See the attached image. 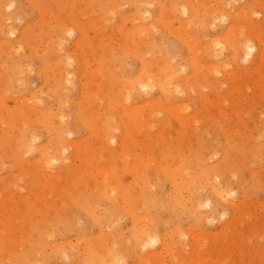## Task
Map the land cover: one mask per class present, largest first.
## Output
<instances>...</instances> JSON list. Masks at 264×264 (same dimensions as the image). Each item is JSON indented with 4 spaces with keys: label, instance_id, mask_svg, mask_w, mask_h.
<instances>
[{
    "label": "rangeland",
    "instance_id": "1",
    "mask_svg": "<svg viewBox=\"0 0 264 264\" xmlns=\"http://www.w3.org/2000/svg\"><path fill=\"white\" fill-rule=\"evenodd\" d=\"M0 5V264H264V0ZM169 75L172 95L141 86Z\"/></svg>",
    "mask_w": 264,
    "mask_h": 264
},
{
    "label": "bare ground",
    "instance_id": "2",
    "mask_svg": "<svg viewBox=\"0 0 264 264\" xmlns=\"http://www.w3.org/2000/svg\"><path fill=\"white\" fill-rule=\"evenodd\" d=\"M0 1H1V0H0ZM94 1H95V0H94ZM116 1H117V0H116ZM159 1H160V0H159ZM190 1H191V0H190ZM67 3H68V2H67ZM104 3H105V2H104ZM165 3H166V1H165ZM168 3H169V2H168ZM190 3H191V2H190ZM3 4H4V3H3ZM12 4H13V3H12ZM82 4H83V3H82ZM115 4H116V3H115ZM1 5H2V4H1ZM1 5H0V6H1ZM4 5H5V4H4ZM183 5H184V6H183ZM183 5H182L183 8L181 9V7H182V6H181L180 9L182 10L183 14H187V13H188V8L185 7V4H183ZM192 5H193V4H192ZM5 6H6V5H5ZM7 6H8V5H7ZM143 6H144V5H143ZM120 8H121V7H120ZM141 8H142V7H141ZM190 8H191V7H190ZM0 9H1V8H0ZM4 9H6V8L4 7ZM10 9H11V6H10ZM195 9H196V8H195ZM168 10H169V9H168ZM113 11H114V10H113ZM221 13H222V12H221ZM238 13H239V12H238ZM225 14H226V13H225ZM239 14H240V13H239ZM145 15H146V14H145ZM234 15H235V14H234ZM140 16H141V15H140ZM243 16H244V15H243ZM217 18H218V17H217ZM221 18L224 19V20H228L229 16H228V15H223V14H222V17H221ZM216 20H217V19H216ZM136 21H137V20H136ZM3 22H4V21H3ZM5 23H6V22H5ZM173 23H174V22H173ZM169 24H170V22H169ZM76 25H77V24H76ZM76 25H75V27H77ZM83 25H84V24H83ZM170 25H171V24H170ZM188 26H189V25H188ZM176 27H177V26H176ZM185 27H186V26H185ZM79 28H80V26H79ZM165 28H166V27H165ZM10 29H12V27H10ZM75 29H76V28H75ZM175 29H176V28H175ZM185 29H187V28H185ZM261 29H262V28H261ZM7 30H9V28H8ZM14 30H15V29H14ZM14 30H12V32H14ZM77 30H78V29H77ZM170 30H173V29H170ZM176 30H177V29H176ZM137 31H138V30H137ZM256 31H257V30H256ZM9 32H10L11 34L8 33L7 35H9V34H10L11 36H14V35H15V32H14V33H12L11 31H9ZM58 32H59V31H58ZM72 32H73V31H72ZM140 32H142V30H141ZM146 32H147V31H146ZM136 33H137V32H136ZM149 33H150V32H149ZM61 34H62V33H61ZM64 34H65V33H64ZM64 34H63V35H64ZM126 34H127V33H126ZM134 34H135V33H134ZM10 35H9V36H10ZM67 35H68V34H67ZM136 36H137V34H136ZM226 37H227V36H226ZM240 37H241V34H240ZM137 38H138V37H137ZM146 38H147V37H146ZM181 38H182V37H181ZM189 38H190V37H189ZM236 39L238 40V38H236ZM217 40H218V39H217ZM184 41H185V40H184ZM222 41H223V40H222ZM225 41H226V40H225ZM227 41H228V39H227ZM230 41H231V39H230ZM219 42H220V41H219ZM219 42H213V43H210V46L208 47V48H209V52H210V54L212 53V55H211V56H213L212 58L217 59L218 57H220V56L222 55V51H221L222 47H220V46H223V45H224V47H225L224 49L227 48V47H226L227 45H228V48H227V49H229L230 47H234V48H235L234 54H235V57H237L238 59H239L238 54H240V52H243V54L241 53V54H242L241 57H244L245 59H246V58L249 59V57L252 56L254 50H256V49H255V45L252 44L251 39H246V37H245L244 39H242L241 41H239V42L237 43V45H231L229 42H226L227 45H226V43H224L223 45H219ZM59 43H60V42H59ZM129 43H130V42H129ZM225 45H226V46H225ZM15 46H16V45H15ZM147 46H148V45H147ZM217 46L220 47V50H219V47H217ZM80 47H81V46H80ZM190 47H191V46H190ZM13 48H14V47H13ZM216 48H218V50H217ZM141 49H142V48H141ZM227 49H226V50H227ZM16 52H17V50H16ZM134 52H135V51H134ZM193 52H194V51H193ZM197 53H199V52H197ZM191 55H192V54H191ZM250 58H251V57H250ZM69 59H70V58H69ZM69 59H68V60H69ZM99 59H101V58H99ZM140 59H141V57H140ZM142 59H143V58H142ZM229 59H230V58H229ZM238 59H237V60H238ZM68 60H67V61H68ZM211 60H212V59H211ZM242 60H243V59H242ZM67 61H66V62L64 61V62L67 63ZM245 61H246V60H245ZM260 61H261V60H260ZM236 62H237V61H236ZM66 65H68V63H67ZM224 65H225V64H224ZM10 67H11V66H10ZM213 67H215V66H213ZM216 67H217V66H216ZM216 67H215V71H216V72H218L219 70H223V71H224V69H225V68L223 69L224 66H223V67H220V66H219V67H217V68H216ZM226 67H227V66H226ZM61 68H62V67H61ZM149 68H150V67H149ZM151 68H152V67H151ZM151 68H150V69H151ZM220 68H222V69H220ZM153 69H154V68H153ZM16 70H17V69H16ZM145 70H146V68H145ZM18 71H19V70H18ZM55 71H56V70H55ZM261 71H262V70H261ZM24 72H25V71H23V73H24ZM52 72H53V71H52ZM65 72H67V71H65ZM65 72H63V73H64V76H63L62 78H63V79H64V78H65V79L67 78V81H65V82L68 83L69 78L66 77V76H69V75H68V74L66 75ZM96 72H97V71H96ZM211 72H212V71H211ZM216 72H214V73H216ZM219 72H220V71H219ZM219 72H218V73H219ZM230 72H231V71H230ZM238 72H239V71H238ZM173 73H174V70H173ZM231 73H232V72H231ZM56 74H57V73H56ZM69 74H70V73H69ZM97 74H98V72H97ZM144 74H145V73H144ZM146 74H147V73H146ZM149 74H151V72H150ZM54 75H55V74H54ZM62 75H63V74H62ZM173 75H174V74H172V77H173ZM246 75H247V74H246ZM146 76H147V75H146ZM151 76H152V74H151ZM216 76H217V73H216ZM242 76H243V75H242ZM50 77H52V76H50ZM148 77H150V76H148ZM154 77H155V76L150 77V78L148 79L149 82L147 81V82H145V85L141 84V86H142L143 88H152V87H154V86H157V87H159L160 89H162L165 93L167 92V93L170 94V95H172L173 93H175V91L172 90L173 88H172V87H169V86L172 84V81H171L172 79H170V78H171L170 75L168 76V78H167V80H166V84H163V83H161L162 81L160 82V81H158V79H156V80L158 81V83H157V82L155 81V78H154ZM245 77H246V76H245ZM20 78H21V77H20ZM49 79H50V78H49ZM65 79H64V80H65ZM92 79H93V78H92ZM145 79H146V78H145ZM162 79H163V78H162ZM162 79H161V80H162ZM211 79H212V78H211ZM231 79H232V78H231ZM88 80H89V79H88ZM139 80H140V79H138L137 81L139 82ZM146 80H147V79H146ZM146 80H144V81H146ZM229 80H230V79H229ZM14 81H15V80H14ZM19 81H20V80H19ZM100 81H101V80H100ZM211 81H212V80H211ZM232 81H234V80H232ZM17 82H18V81H17ZM52 82H53V81H52ZM61 82H62V81H61ZM63 82H64V81H63ZM69 82H70V81H69ZM90 82H91V81H90ZM103 82H104V81H103ZM151 82H154V83H151ZM85 83H86V82H85ZM141 83H142V81H141ZM91 84H92V83H91ZM112 84H113V83H112ZM204 84L206 85V83H204ZM207 84H208V81H207ZM257 84H258V83H257ZM70 85H71V84H70ZM139 85H140V84H139ZM139 85H138V86H139ZM208 85H209V84H208ZM91 86H93V85H91ZM94 86H95V85H94ZM141 86H140V87H141ZM95 87H96V86H95ZM97 87H98V86H97ZM142 87H141V88H142ZM206 87H207V86H206ZM99 88H100V90H101V86H99ZM99 88H98V89H99ZM85 89H86V88H85ZM96 89H97V88H96ZM237 89H238V88H237ZM237 89H236V90H237ZM133 90H134V89H133ZM190 90H191V89H190ZM102 91H103V89H102ZM192 91H193V90H192ZM64 92H65V90H64ZM62 93H63V92H62ZM167 93H166V94H167ZM96 95H97V93H96ZM96 95H95V96H96ZM118 95H119V94H118ZM90 96H91V95H90ZM56 97H57V96H56ZM121 98H122V97H121ZM13 99H14V98H13ZM29 99H30V98H29ZM99 99H100V98H99ZM31 100H33V99H31ZM109 100H110V99H109ZM203 100H204V99H203ZM228 102H229V101H228ZM3 103H4V102H2V104H3ZM166 103H167V102H166ZM151 104H152V103H151ZM3 105H5V104H3ZM86 105H88V104H86ZM27 106H28V105H27ZM151 106H152V105H151ZM157 106H158V105H157ZM163 106H164V105H163ZM169 107H171V106H168L166 109H168ZM86 108H87V107H86ZM150 108H151V107H150ZM5 109H6V108H5ZM166 109H165V110H166ZM177 109H179V107H178ZM177 109H174V110L176 111ZM182 109H183V108H182ZM184 109H185V108H184ZM12 110H13V109H12ZM157 110H158V109H157ZM185 110H188V109L186 108ZM185 110H184V111H185ZM31 111H32V110H31ZM130 111H132V110H130ZM150 111H151V110H150ZM175 111H173V112H175ZM179 111H180V112H179L180 114L177 112V114H179V115H182L181 112H184V111L181 110V109H179ZM12 112H14V111H12ZM32 112H33V111H32ZM158 112H159V111H158ZM185 112H187V111H185ZM7 113H8V112H7ZM10 113H11V112H10ZM43 113H44V112H43ZM13 114H14V113H13ZM13 114H12V115H13ZM35 114H36V113H34V116H35ZM48 114H49V113H48ZM177 114L175 113V116H176V117H178ZM44 115H45V113H44ZM63 115H64V114H63ZM186 115H187V114H186ZM219 115H220V114H219ZM4 116H6V115H4ZM32 116H33V115H32ZM37 116H38V115H37ZM140 116H141V115H140ZM23 117H24V116H23ZM60 117H61V116H60ZM173 117H174V116H173ZM3 118H4V117H3ZM6 118H7V117H6ZM21 118H22V117H21ZM155 118H156V117H155ZM179 118H181V117H179ZM187 118H189V117L187 116ZM28 119H29V118H28ZM44 119H46V118H44ZM61 119H63V117H61ZM139 119H140V118H139ZM4 120H5V119H4ZM4 120H3V121H4ZM10 120H12V119H10ZM47 120H48V119H47ZM145 120H146V119H145ZM177 120H178V119H177ZM182 120H184V119H182ZM185 120H186V119H185ZM38 121H39V120H38ZM61 121H62V120H60V123H61ZM187 121H188V120H187ZM187 121H186V122L184 121V122L187 124V123L189 122V121H188V122H187ZM1 122H2V121H1ZM11 122H12V121H11ZM34 122H35V121H34ZM48 122H49V121H48ZM62 122H63V121H62ZM110 122H111V121H110ZM138 122H140V121H138ZM138 122L135 123V124H139ZM39 123H40V122H39ZM54 123H55V122H54ZM112 123H113V122H111V124H112ZM182 123H183V121L181 122V124H182ZM185 123H183V124H185ZM19 124H20V123H19ZM19 124H18V125H19ZM188 124H190V123H188ZM188 124H187V125H188ZM3 125L5 126V124H3ZM61 125H63V123H62ZM96 125H97V124H96ZM133 125H134V124H133ZM133 125H132V127L134 128ZM140 125H142V124H139V126H140ZM199 125H200V124H199ZM44 126H45V125H44ZM64 126H65V125H64ZM88 126H89V125H88ZM113 126H114V124H113ZM136 126H138V125H136ZM24 127H25V126H23V128H24ZM46 127H47V126H46ZM59 127L61 128L62 126H59ZM91 127H92V126H91ZM96 127H97V126H96ZM141 127H142V126H141ZM141 127L139 128L140 130H138V129H137V130H138V131L144 130V127H143L142 129H141ZM148 127H149V126H148ZM0 128H1V127H0ZM19 128H20V127H19ZM63 128H64V127H63ZM136 128H138V127H136ZM136 128H135V129H136ZM25 129H26V128H25ZM61 129H62V128H61ZM61 129H58L59 131H57V132H58V134L60 133V134H63V136H64V134H66L67 132H66V131H62V133H61V132H60ZM147 129H148V128H147ZM22 130H23V129H22ZM118 130H119V129H118ZM131 130H133V129H131ZM145 130H146V129H145ZM69 131H70V130H69ZM152 131H153V130H152ZM19 132H21V130H20ZM27 132H28V131H27ZM63 132H65V133H63ZM98 132H99V131H98ZM69 133H71V132H68L67 134H69ZM134 133H135V132H134ZM137 133H138V132H137ZM139 133H141V132H139ZM182 133H183V132H182ZM60 134H59L58 136H60ZM118 134H119V133H118ZM97 135H99V134H97ZM115 135H116V134H115ZM144 135H145V134H144ZM100 136H101V135H100ZM62 138H63V141L66 140V138H64V137H62ZM87 138H88V137H87ZM168 138H169V137H168ZM57 139H60V138H57ZM103 139H104V138H103ZM112 139L115 140V137H112ZM112 139H110V140H111V142L114 143V140H112ZM160 139H161V138H160ZM164 139H166V136L164 137ZM92 140H93V139H92ZM166 140H167V139H166ZM63 141H62V142H63ZM102 141H103V140H102ZM126 141H128V140H126ZM152 141H153V140H152ZM161 141H162V140H161ZM163 141H165V140H163ZM12 142H13V140H12ZM16 142H17V141H16ZM16 142H15V143H16ZM59 142H60V141H59ZM62 142H61V143H62ZM64 142H65V141H64ZM64 142H63V144H64ZM92 142H93V141H92ZM115 142H116V141H115ZM133 142H134V141H133ZM142 142H143V141H142ZM65 143H66V145H67V142H65ZM71 143H72V142H71ZM87 143H88V142H87ZM108 143H109V142H108ZM116 143H117V142H116ZM138 143H139V142H138ZM152 143H153V142H152ZM11 144H12V143H11ZM75 144H76V142H75ZM75 144H71V145H72V146H73V145L75 146ZM96 144H97V143H96ZM158 144H159V143H158ZM9 145H10V144H9ZM13 145H14V144H13ZM69 145H70V144H69V142H68V146H69ZM81 145H82V144H81ZM99 145H100V144H99ZM137 145H140V144H137ZM60 146H61V145H60ZM64 146H65V144H64ZM72 146H71V147L69 146L68 148L65 146V147H63V148H65V150H62L63 148H61V150H62V152L66 151V150L68 151V149H69V148H72ZM83 146H84V143H83ZM89 146H90V145H89ZM144 146H145V145H144ZM128 147H129V145L127 146V148H128ZM140 147H141V146H140ZM12 148H13V147H12ZM12 148H11V149H12ZM17 148H18V147H17ZM30 148H31V147H30ZM75 148H76V146L74 147V149H75ZM81 148H82V147H81ZM93 148H94V146H93ZM104 148H105V147H104ZM144 148H145V147H144ZM58 149H59V148H58ZM96 149H97V148H96ZM98 149H99V148H98ZM102 149H103V148H102ZM178 149H179V148H178ZM28 150H29V149H28ZM84 150H85V149H84ZM112 150H113V149H112ZM125 150H126V149H125ZM46 151H48V150H46ZM79 151H80V150H79ZM96 151H97V150H96ZM107 151H108V150H107ZM168 151H169V150H168ZM56 152H58V151H56ZM101 152L104 153L105 151H100V153H101ZM146 152H147V151H146ZM172 152H174V151H172ZM183 152H184V151H183ZM183 152H182V153H183ZM46 153L49 154L50 152H45V153H44V156H45ZM97 153H98V152H97ZM113 153H114V152H113ZM48 154H47V155H48ZM51 154H52V153H51ZM53 154H54V153H53ZM82 154H83V153H82ZM101 154H102V153H101ZM47 155H46V158H47ZM106 155H107V154H106ZM42 156H43V155H42ZM44 156H43V157H44ZM48 156L51 157V155H48ZM53 156H54V155H53ZM101 156H102V155H101ZM142 156H143V155H142ZM103 157H104V156H103ZM48 158H49V157H48ZM48 158H47V159H48ZM51 158H52V157H51ZM51 158H49L50 161L53 160V159H51ZM74 158H75V157H74ZM85 158H86V157H85ZM119 158H120V157H119ZM204 158H205V157H204ZM226 158H227V157H226ZM44 160H45V159H44ZM44 160H43V161H44ZM49 160H48V161L45 160V161H47V162H45V166H46V164H48V163H52V162H53V161L50 162ZM56 160H57V159H56ZM58 160H59V159H58ZM62 160H63L62 162H64V159H62ZM81 160H82V159H81ZM86 160H87V159H86ZM41 161H42V160H41ZM43 161H42V162H43ZM96 161H99V160H96ZM154 161H155V160H154ZM196 161H197V160H196ZM201 161H202V160H201ZM201 161H200V162H201ZM226 161H227V160H226ZM62 162H61V163H62ZM150 162H151V161H150ZM176 162H177V161H176ZM55 163H56V161H55ZM91 163H92V162H91ZM139 163H140V162H139ZM141 163H142V165H143V162H141ZM148 163H149V162H148ZM202 163H203V161H202ZM228 163H229V162H228ZM228 163H227V164H228ZM32 164H33V163H32ZM94 164H95V163H94ZM134 164H135V163H134ZM146 164H147V163H146ZM175 164H176V163H175ZM43 165H44V164H43ZM49 165H50V164H49ZM53 165H54V162H53ZM53 165H52V166H53ZM47 166H48V165H47ZM50 166H51V165H50ZM52 166L50 167V169L52 168ZM147 166H150V165H147ZM158 166H159V165H158ZM227 166H228V165H227ZM101 167H102V166H101ZM135 167H136V166H135ZM144 167H145V165H144ZM209 167H210V166H209ZM216 167H217V166H216ZM43 168H44V167H43ZM46 168H47V167H46ZM90 168H91V167H90ZM140 168H142V167H140ZM150 168H151V167H150ZM159 168H160V167H159ZM166 168H167V167H166ZM166 168H165V170H166ZM205 168H206V167H205ZM217 168H218V167H217ZM221 168H222V167H221ZM228 168H229V167H228ZM228 168H227V170H229ZM50 169L48 168V170H50ZM53 169H54V168H53ZM87 169H89V168H87ZM128 169H129V168H128ZM219 169H220V168H219ZM100 170H101V169H100ZM148 170H149V168H148ZM157 170H158V168H157ZM162 170H164V168H163V169L161 168V171H162ZM165 170H164V171H165ZM215 170H216V168L211 166V167L209 168V170H205V172H206V173L208 172V173L210 174V176H212L211 178L214 180V178H217V177H214V178H213V176H215V175H212V171L214 172ZM46 171H47V170H46ZM82 171H83V168H82ZM125 171H126V170H125ZM139 171H140V170H139ZM146 171H147V170H146ZM164 171H163V172H164ZM178 171H180V170H178ZM188 171H189V170H188ZM219 171H221V169H220ZM51 172L53 173V170H51ZM126 172H127V171H126ZM171 172H172V170H171ZM171 172H170V173H171ZM180 172H181V171H180ZM223 172H224V171H223ZM228 172H229V171H228ZM168 173H169V172H167V174H168ZM186 173H187V172H186ZM217 173H220V172H218V170H217ZM36 174H37V173H36ZM38 174H39V173H38ZM38 174H37V175H38ZM101 174H104V173H101ZM106 174H107V173H106ZM171 174H172V173H171ZM233 174H234V173H233ZM39 175H40V174H39ZM44 175H45V174H44ZM80 175H81V174H80ZM217 175L219 176V174H217ZM46 176H47V174H46ZM50 176H51V174H50ZM50 176H49V177H50ZM104 176H105V175H104ZM110 176H111V175H110ZM114 176H115V175H114ZM220 176H221V175H220ZM52 177H53V176H52ZM65 177H66V176H65ZM97 177H98V176H97ZM99 177H100V176H99ZM43 178H44V177H43ZM46 178H47V177H46ZM46 178H45V179H46ZM113 178H114V177H113ZM115 178H116V176H115ZM185 178H186V177H185ZM189 178H190V177H189ZM74 179H75V177H74ZM175 179H176V178H175ZM197 179H198V178H197ZM201 179H202V181H203V178H202V177L199 179V181H200ZM209 179H210V178H209ZM70 180H71V179H69V181H70ZM101 180H104V179H101ZM114 180L116 181V179H114ZM207 180H208V179H207ZM213 180H212V181H213ZM104 181H105V180H104ZM109 181H110V180H109ZM109 181H108V182H109ZM115 181H113V179H112V182H115ZM177 181H178V180H177ZM179 181H180V180H179ZM199 181H197V182H199ZM204 181H205V180H204ZM210 181H211V180H210ZM112 182H111V183H112ZM116 182H117V181H116ZM169 182H170V181H169ZM206 182H207V181H205V183H206ZM214 182H215V180H214ZM148 183H149V182H148ZM175 183H176V182H175ZM195 183H196V182H195ZM196 184H197V183H196ZM196 184H195V185H196ZM201 184H202V182H201ZM207 184L210 185L209 187H211V184H213V183H210V184H209V182H208ZM106 185H107V183H106ZM111 185H112V184H110V186H111ZM113 185H114V184H113ZM149 185H151V184H149ZM199 185H200V184H198V187H200ZM202 185H204V184H202ZM208 185H207V186H208ZM217 185H218V184L215 183V186H216V187H214V184H213L212 187L210 188L211 191H212V190H213V191H217V189H218V188H217V187H218ZM110 186H109L108 189H110V188L112 187V186H111V187H110ZM205 186H206V184H205ZM198 187H197V188H198ZM201 187H204V186H201ZM209 187H207V188H209ZM112 188H115V187H112ZM204 188H206V187H204ZM216 188H217V189H216ZM223 188H224V187H223ZM69 189H70V188H69ZM83 189H84V188H83ZM91 189H92V188H91ZM91 189H89V191H90ZM93 189H94V187H93ZM93 189H92V190H93ZM152 189H153V188H152ZM227 189H228V188L226 187V190H227ZM106 190H107V189H106ZM111 190H112V189H111ZM111 190H108V191H111ZM223 190H224V189H223ZM228 190H229V189H228ZM228 190L226 191V194H225L226 197H227V196L229 197V194H227V193H228ZM220 191H221V188H220V190H218V192H220ZM47 192H48V191H46V193H47ZM80 192H81V191H80ZM111 192H112V191H111ZM229 192H230V191H229ZM232 192H233V191H231V194H232ZM48 193H50V192H48ZM104 193H105V192H104ZM224 193H225V192H224ZM224 193H222V194H224ZM233 193H234V192H233ZM214 194H217V193L214 192ZM222 194H221V195H222ZM100 195H102V196H101L102 198L104 197V198H107V199H108V197H109L108 192H107V194L104 195V196H103V194H100ZM107 195H108V197H105V196H107ZM40 196H41V195H40ZM177 196H178V195H177ZM192 196H194V195H192ZM217 196H220V195L217 194ZM230 196H231V195H230ZM56 197H57V196H56ZM195 197H196V196H194V198H195ZM220 197H221V196H220ZM224 197H225V196H224ZM224 197H221L222 200L225 199V201H227L228 199H227L226 197H225V198H224ZM109 198H110V197H109ZM44 199H45V198H44ZM107 199H105V200H107ZM191 199H192V198H191ZM195 199H196V200H195L194 205L197 204V203H199V204L202 203V199H201V195H200V194H197V198H195ZM226 199H227V200H226ZM45 200H46V199H45ZM109 200H110V199H109ZM176 200L178 201L179 199H176ZM193 200H194V199H193ZM225 201H224V202H225ZM88 203H89V202H88ZM229 203H230V202H229ZM231 203H232V202H231ZM191 204H192V202H191ZM191 204H190V205H191ZM206 204L209 206L210 202L207 201ZM206 204H205V205H206ZM87 205H88V204H87ZM183 205H184V203H183ZM194 205H193V204L191 205V208H192L191 210H192V211L194 210V207H195ZM232 205H233V204H232ZM46 206H47V205H46ZM88 206H89V205H88ZM193 206H194V207H193ZM236 206H237V205H236ZM78 207H79V205H78ZM233 207H235V206H233ZM88 208L91 209L90 206H89ZM88 208H87V209H88ZM197 208H198V204H197ZM89 209H88V212H87V213H89V211H91V210H89ZM93 209H94V208H93ZM191 210H190V211H191ZM8 211H9V210H8ZM85 211H86V210H85ZM90 213H92V215H94V214H93V213H94L93 211L90 212ZM90 213H89V214H90ZM190 213H191V212H190ZM192 214H193V213H192ZM198 214H199V213H198ZM3 215H4V214H3ZM92 215H90V216L92 217ZM95 215H96V214H95ZM202 216H203V215H202ZM93 217H94V216H93ZM98 217H99V216H98ZM96 218H97V217H96ZM96 221H97V220H96ZM2 222H3V221H2ZM94 222H95V221H94ZM140 222H141V221H140ZM5 223H6V222H5ZM230 223H231V222H230ZM227 224H228V223H227ZM95 225H96V224H95ZM136 226H137V225H136ZM134 227H135V226H134ZM142 228H143V227H140V229H142ZM232 228H233V226H232ZM140 229H139V228H134V232H135V230L138 231V230H140ZM143 229H144L145 231H147V229H146L145 227H144ZM103 230H104V229H103ZM142 231H143V230H142ZM145 231H143V232L146 233ZM102 232H103V231H101V233H102ZM143 232H142V234H140L141 232L139 233V237H140L141 239L144 238L145 240L148 239L147 241L150 242L149 238L146 239V237H147V236H150V238H151V235H149V234H147V233H146V234H143ZM148 232H150V231H148ZM105 233H106V232H105ZM187 233H188V232H187ZM192 233H193V232H192ZM192 233L189 232V234L191 235L190 237H193V236H192ZM103 234H104V233H103ZM193 234H195V233H193ZM106 235H107V234H106ZM108 235H109V234H108ZM132 235H133V234H132ZM135 235H136V232H135ZM186 235H187V234H186ZM111 236H112V235H111ZM5 237H7V236H3L4 239H5ZM102 237H104V236H102ZM136 237H138V235H137ZM182 237H183V236H182ZM196 237H197V236H196ZM214 237H215V236H214ZM128 238H129V237H128ZM154 238H156V237L153 236L152 239H154ZM157 238H158V237H157ZM193 238H194V237H193ZM0 239H1V237H0ZM4 239H2V240L4 241ZM6 239H8V238H6ZM6 239H5V240H6ZM108 239H111V238H108ZM129 239H130V238H129ZM160 239L162 240V238H160ZM163 239H164V238H163ZM197 239H198V238H197ZM200 239H201V238H200ZM2 240H1V241H2ZM111 240H112V239H111ZM116 240H117V239H115V242H117V243L120 242L119 239H118L119 242H118V240H117V241H116ZM139 240H140V239H139ZM145 240H144V242H145ZM164 240H165V239H164ZM198 240H199V239H198ZM205 240H206V239H205ZM214 240H215V239H214ZM105 241H106V240H105ZM132 241H133V240H132ZM140 241H141V240H140ZM154 241H155V240H154ZM156 241H157V240H156ZM162 241H163V240H162ZM196 241H197V240H196ZM211 241H212V240H211ZM110 242H111V241H110ZM110 242H109V243H110ZM113 242H114V240H113ZM125 242L128 243L126 240H125ZM134 242H135V241H134ZM137 242H138V240H137ZM144 242H143V243H144ZM149 242H148V246H149L150 244H152V243L155 244L154 242H151V243H149ZM158 242H159V240H158ZM164 242H165V241H164ZM164 242H163V243H164ZM199 242H200V241H199ZM117 243H115V244H117ZM120 243H121V242H120ZM138 243H139V242H138ZM160 243L163 244L162 242H160ZM37 244H38V243H37ZM110 244H111V243H110ZM123 244H124V243H123ZM123 244H122V245H123ZM135 244H136V243H135ZM146 244H147V243H146ZM161 244H160V248H161ZM199 244H201V243H199ZM118 245H119V244H118ZM130 245H131V242H130ZM136 245H137V244H136ZM136 245H135V246H136ZM139 245H141V244L139 243ZM139 245H138V246H139ZM143 245H145V243H144ZM210 245H211V244H210ZM107 246H108V244H107ZM115 246H116V245H115ZM120 246H121V245H119V247H120ZM109 247H111V245H110ZM113 247H114V245H113ZM113 247H111V250H109L110 248H109V249L107 248V249L109 250V252H110V251H113V250H112ZM119 247H118V250H117L118 253H120V251H119V250H120ZM9 248H11V247H9ZM51 248H52V247H51ZM114 248H115V247H114ZM137 248H138V247H137ZM122 249H123V248H122ZM88 250L91 251V248H90V249L88 248ZM88 250H87V251H88ZM87 251H84V252H87ZM117 251L114 250V251H113L114 254H115V252H117ZM122 251L125 253V250H122ZM122 251H121V253H122ZM92 252H93V251H92ZM109 252H108V253H109ZM113 252H112V254H113ZM88 253H89V252H88ZM88 253H86V254H88ZM121 253H120V255H122ZM6 254H7V253H6ZM159 254H160V253H159ZM163 254H164V253H163ZM163 254H162V255H163ZM90 255H94V254H91V253H90ZM116 255H117V253H116ZM116 255H115V256H116ZM195 255H197V254H195ZM25 256H26V255H25ZM36 256H37V255H36ZM88 256H89V254H88ZM95 256H97V255H95ZM98 256H102V258H103L104 255H98ZM105 256H106V255H105ZM105 256H104V257H105ZM108 256H109V255H108ZM112 256H113V255H112ZM198 256H199V255H198ZM92 257H93V256H92ZM92 257H91V258H92ZM137 257H138V256H137ZM175 257H176V256H175ZM99 258H101V257H99ZM99 258L97 257L96 259H99ZM107 258H108V257H106L105 259H107ZM111 258H112V257H111ZM111 258L109 259L110 261H111ZM118 258H119V254H118V257H117V261H120L121 259L118 260ZM182 258H183V257H182ZM182 258H181V259H182ZM96 259H95V260H96ZM103 259H104V258H103ZM112 259L114 260L115 257L112 258ZM138 259H139V258H138ZM140 259H141V258H140ZM140 259H139V260H140ZM83 260H84V259H83ZM93 260H94V259H93ZM93 260H92V261H93ZM109 260H108V261H105V263L107 262V264H108V263L110 264V261H109ZM189 260H190V259H189ZM192 260H193V259H192ZM89 261H91V259H90ZM114 261H116V259H115ZM142 261H143V260H142ZM145 261H146V260H145ZM94 262L96 263V261H93V264H94ZM190 262H191V261H190ZM192 262H193V261H192ZM194 262H195V261H194ZM194 262H193L192 264H195ZM197 262H199V264H202V263H200L201 261H196V263H197ZM88 263H89V262H88ZM88 263H87V264H88ZM91 263H92V262H91ZM98 263H99V262H98ZM102 263H103V262H102ZM83 264H84V263H83ZM103 264H104V263H103ZM111 264H112V263H111ZM115 264H116V262H115ZM117 264H118V263H117Z\"/></svg>",
    "mask_w": 264,
    "mask_h": 264
}]
</instances>
